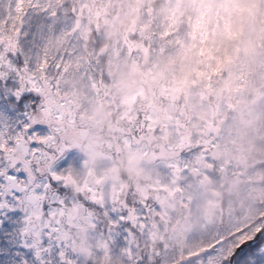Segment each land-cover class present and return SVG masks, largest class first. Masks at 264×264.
Listing matches in <instances>:
<instances>
[{
  "label": "rangeland",
  "instance_id": "obj_1",
  "mask_svg": "<svg viewBox=\"0 0 264 264\" xmlns=\"http://www.w3.org/2000/svg\"><path fill=\"white\" fill-rule=\"evenodd\" d=\"M263 1L165 0L155 10L151 0H134L136 17L119 28L112 24L118 15H110L114 0H79L74 21L54 16L63 0H0L12 27H0V40L25 57L38 80L59 86L75 118L89 120V140L73 147L78 158L67 170L74 193L104 179L98 187L105 203L115 195L147 217L127 244L80 222L76 235L71 231L74 264H132V257L213 263L214 252H197L215 242L220 223L239 226L264 212V23H255ZM183 6L191 11L186 23L170 32ZM147 10L161 24L160 41ZM84 16L99 30L105 23L112 29L111 43L89 49L91 62ZM136 31L151 36L130 37ZM116 34L128 60L113 43ZM222 43L230 46L223 54ZM133 136L139 143L126 147Z\"/></svg>",
  "mask_w": 264,
  "mask_h": 264
},
{
  "label": "snow or ice",
  "instance_id": "obj_2",
  "mask_svg": "<svg viewBox=\"0 0 264 264\" xmlns=\"http://www.w3.org/2000/svg\"><path fill=\"white\" fill-rule=\"evenodd\" d=\"M144 119L151 129L152 117ZM76 132L75 114L59 86L38 80L25 57L0 40V264H74L71 230L82 221L124 244L145 229L146 215L118 196L105 203L99 181L84 186L87 195L74 193L67 170L78 158L71 146ZM133 142L139 137L125 146ZM137 203L141 212L150 211L147 203ZM237 235L243 237L244 230ZM256 235L237 242L226 262ZM235 239L218 237L210 252ZM259 249L264 253V239ZM145 259L132 257V264Z\"/></svg>",
  "mask_w": 264,
  "mask_h": 264
},
{
  "label": "trees",
  "instance_id": "obj_3",
  "mask_svg": "<svg viewBox=\"0 0 264 264\" xmlns=\"http://www.w3.org/2000/svg\"><path fill=\"white\" fill-rule=\"evenodd\" d=\"M105 0H97V2L96 3H99V2H104ZM151 1H153L152 2V5H153V8H155V10L158 8V7H160L161 5H160V3L161 2H164L165 0H151ZM133 4H136L135 2H134V0H114V2H113V5L112 6H110L111 8H110V15H111V17H112V14L114 15H118V17L115 19L114 18V20H113V22H112V24L114 25L115 24V26L117 27H123V26H125L127 23L129 24L130 22L129 21H131L130 19H133V18H135L136 17V12L135 13H132L131 11H130V7L131 6H133ZM1 5V4H0ZM28 5L29 4H27V3H25L24 4V6H23V9L22 10H24L26 7H28ZM82 5H83V3L82 4H80L79 3V0H63V2L61 3V4H57L56 6H55V8H54V13H55V15L54 16H56L57 18H58V20H60L61 18L60 17H63V18H65L66 20H70V19H72V21H74V19H76L75 17L77 16V9L78 10H80L81 11V7H82ZM193 4H191V6H192ZM190 6V7H191ZM29 8V7H28ZM64 8L66 9V10H64ZM120 8V9H119ZM188 7L187 6H183L182 7V10H180V12H175V14H176V16H177V18L175 19V20H172V23H170V24H168V26H169V28L167 29V30H169L170 32L173 30V27L174 26H184V24L186 23V20H185V17L187 18V16L190 14V10L189 9H187ZM195 8H197V7H195ZM262 8H263V10H264V1L262 2V7H259L258 9H261L262 10ZM193 9V8H192ZM257 8H255V10H256ZM75 10H76V12H75ZM83 11V10H82ZM130 11V12H129ZM23 12V11H22ZM8 12H1L0 13V27L3 29L4 28V30H6V33H8V31H9V29H12V27H11V25H10V23H8L9 21H10V18H8L9 16H8V14H7ZM38 13V12H37ZM89 11L87 10V13H85L88 17H89ZM150 13H152V11H150L149 12V10H147V16H145V19H147L148 18V20H147V22L149 21V20H151V19H149L150 18ZM2 14V15H1ZM152 15H153V13H152ZM34 16H35V19H37L36 17L37 16H39V13L38 14H34ZM33 16V17H34ZM256 16V18H255V23H258V24H263L264 23V12H262V14H260V15H255ZM83 20H81V21H86L87 22V24H89V30H88V35H87V38H86V45H87V57L89 58V60H90V62H91V59H94L95 60V56L94 55H92V53H89V49H92V50H94V51H96L95 49H98L99 47H101V49H103L105 46H106V44L108 45V43H111L112 41V38H111V28L110 27H108V25L105 23V25H103V27H100V30L99 29H97L96 28V25L94 24V20H89V18H85V16L82 18ZM112 20V19H111ZM133 21V20H132ZM152 21V23H154V26H155V32H154V34H152V36H154V37H157V33H158V31L157 30H159V28L161 27V24H159V22L158 21H156V20H151ZM150 22V21H149ZM9 28V29H8ZM8 29V30H7ZM75 29H77V27H75ZM115 30H116V28H114ZM23 31V30H22ZM75 31H77V30H75ZM119 32V31H118ZM120 34V33H119ZM130 35V37H132V38H139V39H141V40H147V38H146V36H151V33L149 32V33H146V35H141V32H133V33H130L129 34ZM27 36V35H26ZM143 36V37H142ZM74 36H71L70 35V37L69 38H73ZM22 41H23V39H24V36L23 37H19ZM19 38H18V40H19ZM32 39H34L33 40V42L35 43V41H37L38 40V38L37 37H33ZM85 39V38H84ZM157 39L160 41V38H159V36L157 37ZM122 39L120 38V37H117V34H116V39H115V42H113L114 44H115V47L116 48H119V52H121L120 53V55L123 57V58H126V60H128L129 59V57H127V52H126V48L123 46V44H120V41H121ZM157 40V41H158ZM38 41H41V42H43V40L42 39H39ZM111 41V42H110ZM158 41V42H159ZM24 42V41H23ZM155 44H156V42H155ZM154 44V45H155ZM158 44V43H157ZM156 44V45H157ZM159 44H160V42H159ZM226 46H228V47H230L228 44H224V43H222L221 44V46L219 47L220 49H221V54H223L225 51H224V48L226 47ZM235 46V44L233 43L232 44V47H234ZM94 54V53H93ZM92 55V56H91ZM91 56V57H90ZM224 58V57H223ZM223 61H225V59L223 60ZM100 62H105V56L104 57H102V60H100ZM226 63V62H225ZM100 63H98L97 65H99ZM227 64V63H226ZM222 68H224V67H222ZM98 69H100V65L98 66ZM98 71V70H97ZM94 73H96V72H94ZM97 74V73H96ZM254 102H256V100L254 101ZM252 104H253V102H251ZM259 108H262V109H264V106L262 107V106H260L259 105ZM264 115V114H263Z\"/></svg>",
  "mask_w": 264,
  "mask_h": 264
},
{
  "label": "flooded vegetation",
  "instance_id": "obj_4",
  "mask_svg": "<svg viewBox=\"0 0 264 264\" xmlns=\"http://www.w3.org/2000/svg\"><path fill=\"white\" fill-rule=\"evenodd\" d=\"M76 130L79 139L78 141H75L74 140L75 136H74L72 138L71 146L72 147L75 146V148H80L83 145V142L89 140L88 136H89V132L91 131V129H89V120L84 119L82 117L76 118ZM120 168L121 170H123L122 167ZM140 181H142V178L140 179ZM150 197L151 198L148 201L151 203V201L153 200V194H150ZM223 219H225V217ZM263 220H264V214L263 211L261 210L260 213L253 216H249L246 220H238L237 224H239V226L233 225L228 227V226H223L220 223V227H218V233L215 236L216 239L215 242H212L211 246L209 245L206 246V248L203 251H200L199 253L197 252V255L199 256H205L209 253L214 252L213 254L215 261L213 263L202 262L200 259H197L195 262H189V263L176 262L170 264H230V262H226V261L227 258L231 255V252L235 250L237 242H240L245 238H250L251 236H255L257 230L261 228L263 224ZM241 230H244L243 237L237 235V233H239ZM71 231H73V233L71 232L73 235H76L75 232H78L73 228ZM230 236H235L236 239L228 241L223 247L219 248L218 251L210 252V250L214 249L215 246L220 242L218 240V237L220 239L227 240V238ZM262 239H264V230L260 233L256 241L248 242L244 244L241 248L236 250L235 255L231 258L232 260L231 264H264V253H262L259 249ZM72 247H73V251L76 252L74 241H72ZM144 264H149V263H144ZM154 264H158V263H154Z\"/></svg>",
  "mask_w": 264,
  "mask_h": 264
},
{
  "label": "water",
  "instance_id": "obj_5",
  "mask_svg": "<svg viewBox=\"0 0 264 264\" xmlns=\"http://www.w3.org/2000/svg\"><path fill=\"white\" fill-rule=\"evenodd\" d=\"M104 182V180H102L100 183H103ZM261 228H264V222H263V224H262V226H261ZM260 228V229H261ZM258 231V230H257ZM263 230H261V232H262ZM260 232V233H261ZM260 233H258L257 235H256V237H255V240L254 241H256V239L258 238V236L260 235ZM254 241H250V242H254Z\"/></svg>",
  "mask_w": 264,
  "mask_h": 264
},
{
  "label": "bare ground",
  "instance_id": "obj_6",
  "mask_svg": "<svg viewBox=\"0 0 264 264\" xmlns=\"http://www.w3.org/2000/svg\"><path fill=\"white\" fill-rule=\"evenodd\" d=\"M263 214H264V212H263ZM263 222H264V220H263Z\"/></svg>",
  "mask_w": 264,
  "mask_h": 264
}]
</instances>
